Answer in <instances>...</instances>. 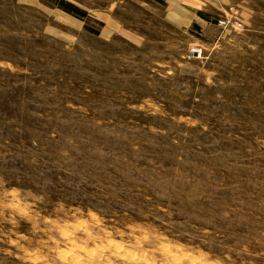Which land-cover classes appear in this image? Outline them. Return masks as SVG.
I'll list each match as a JSON object with an SVG mask.
<instances>
[{
	"label": "rangeland",
	"instance_id": "374dc122",
	"mask_svg": "<svg viewBox=\"0 0 264 264\" xmlns=\"http://www.w3.org/2000/svg\"><path fill=\"white\" fill-rule=\"evenodd\" d=\"M69 1L0 0V264H264V1Z\"/></svg>",
	"mask_w": 264,
	"mask_h": 264
},
{
	"label": "crops",
	"instance_id": "0c3cea01",
	"mask_svg": "<svg viewBox=\"0 0 264 264\" xmlns=\"http://www.w3.org/2000/svg\"><path fill=\"white\" fill-rule=\"evenodd\" d=\"M19 6L38 7L42 10H54L64 13L66 16L74 17L75 20H83L84 17L92 18L95 22L104 28V32L108 34L121 32V27L107 13L90 12L81 9L71 1L63 0L82 10L85 15L78 18L63 12L56 6V2L51 3L52 6L44 5L41 0H14ZM162 5V17L167 25L182 31H205L210 26H214L219 16L233 12L244 13L252 11L250 5L254 0H155ZM263 3L264 0H258ZM44 10V11H45ZM217 18H216V17ZM214 23V24H213Z\"/></svg>",
	"mask_w": 264,
	"mask_h": 264
},
{
	"label": "built area",
	"instance_id": "2783aa9c",
	"mask_svg": "<svg viewBox=\"0 0 264 264\" xmlns=\"http://www.w3.org/2000/svg\"><path fill=\"white\" fill-rule=\"evenodd\" d=\"M232 13L229 14H223V16L219 17L217 19V26L226 28L230 23V18ZM202 53V48L200 46L190 47L188 51V57H199Z\"/></svg>",
	"mask_w": 264,
	"mask_h": 264
},
{
	"label": "trees",
	"instance_id": "16d2710c",
	"mask_svg": "<svg viewBox=\"0 0 264 264\" xmlns=\"http://www.w3.org/2000/svg\"><path fill=\"white\" fill-rule=\"evenodd\" d=\"M56 1H57L56 6L67 14H70L78 18H81L83 17V15H85V13L82 10L76 8L75 6H73L68 2H65L63 0H56Z\"/></svg>",
	"mask_w": 264,
	"mask_h": 264
}]
</instances>
